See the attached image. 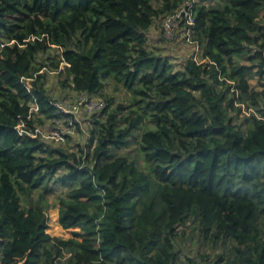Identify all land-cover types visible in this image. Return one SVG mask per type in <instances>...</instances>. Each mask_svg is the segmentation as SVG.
<instances>
[{
    "label": "trees",
    "instance_id": "16d2710c",
    "mask_svg": "<svg viewBox=\"0 0 264 264\" xmlns=\"http://www.w3.org/2000/svg\"><path fill=\"white\" fill-rule=\"evenodd\" d=\"M156 1L0 0V264H264V0ZM185 2L174 64L146 33ZM47 67L104 103L76 149L36 131Z\"/></svg>",
    "mask_w": 264,
    "mask_h": 264
},
{
    "label": "rangeland",
    "instance_id": "374dc122",
    "mask_svg": "<svg viewBox=\"0 0 264 264\" xmlns=\"http://www.w3.org/2000/svg\"><path fill=\"white\" fill-rule=\"evenodd\" d=\"M155 5L157 4L156 0H153ZM163 20L156 21L154 25L150 28V30L146 33L147 45L153 53L163 57L168 58L171 60L172 63H178L179 60L183 57H187L192 55L193 51L196 49L193 48V45H189V41L187 39L185 28L178 24L176 29L170 34L164 33L162 29ZM59 53V49L51 48L48 52L49 57H54L56 54ZM44 60V56L40 57V61ZM45 64H49L50 61L44 62ZM40 73L43 74V82L44 88L48 91V94L53 101L62 100L67 103L75 104L79 108V115L77 117L78 122L85 128V125H82L84 122L90 119L88 118L87 114H85L83 107L79 106L77 97L79 94L74 93L71 91L70 88H64L60 85V80L64 79V75H59V71H55L50 67L43 69ZM27 79V78H26ZM29 84L25 82V86L29 91H32L33 86L31 85V80L28 79ZM251 87L255 90H260L262 86H264V80L260 81L255 79L250 82ZM115 88H119L118 91H115ZM123 88L117 86L114 81H110L107 87L105 88V92L107 94L113 95L116 98V102H120L123 100L122 94ZM100 99V98H99ZM38 108L35 106L32 108L34 113L35 119L42 120L41 124L37 123L36 131L41 134L44 140L49 141L54 145H62L65 146L67 149H76L77 145L84 142L81 137V132L77 133V129H75V133H71V137H66L61 143L56 141L52 138L50 128L52 127V121L46 119L43 116H39ZM87 118V120H86ZM37 119V120H38ZM88 122V121H87ZM24 127L23 123H21L18 128L22 129ZM63 129V127H62ZM45 222L47 224L46 233L53 237V238H61V239H68L72 237V232L77 230H64L58 223V209L55 207V202L50 199L48 208L45 211Z\"/></svg>",
    "mask_w": 264,
    "mask_h": 264
},
{
    "label": "built area",
    "instance_id": "2783aa9c",
    "mask_svg": "<svg viewBox=\"0 0 264 264\" xmlns=\"http://www.w3.org/2000/svg\"><path fill=\"white\" fill-rule=\"evenodd\" d=\"M192 4L190 2H185L178 10L173 14L167 16L163 20L162 29L164 33L170 34L176 29L179 22L185 21L186 25H193V14H192ZM172 36V35H171ZM198 49L196 45V50ZM23 83L29 84V80L22 78ZM79 106L83 107L85 114L91 115L93 113L99 112L104 108V103L98 99H90L84 94H80L77 97ZM38 108L36 99L31 105V111L33 107ZM52 106L54 107V116L52 127L50 128L52 138L60 143L64 140L63 136L65 133H70L74 128L76 122H78L77 117L79 113V108L72 103H67L62 100L52 101ZM39 109V108H38ZM37 109V110H38ZM33 113V112H30ZM66 125V128L62 129V126ZM20 134H25V131L18 128ZM34 137V135H31Z\"/></svg>",
    "mask_w": 264,
    "mask_h": 264
},
{
    "label": "crops",
    "instance_id": "0c3cea01",
    "mask_svg": "<svg viewBox=\"0 0 264 264\" xmlns=\"http://www.w3.org/2000/svg\"><path fill=\"white\" fill-rule=\"evenodd\" d=\"M83 125H84V123H83Z\"/></svg>",
    "mask_w": 264,
    "mask_h": 264
}]
</instances>
